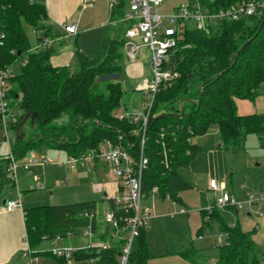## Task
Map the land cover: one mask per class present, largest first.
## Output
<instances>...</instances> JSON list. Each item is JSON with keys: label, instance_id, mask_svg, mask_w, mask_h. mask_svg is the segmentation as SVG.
Listing matches in <instances>:
<instances>
[{"label": "trees", "instance_id": "1", "mask_svg": "<svg viewBox=\"0 0 264 264\" xmlns=\"http://www.w3.org/2000/svg\"><path fill=\"white\" fill-rule=\"evenodd\" d=\"M117 1L108 23L114 29V37L106 36L94 56L76 49L73 66L55 67L50 63L52 48L32 47L23 29L26 24L47 36L44 5L33 0H0V65L17 68L9 91L11 106L21 114L18 122L9 127L15 132L21 129L10 148L17 158L40 146L77 157L105 140L116 143L121 135L128 153L138 159L141 121L118 119L113 114L121 105L123 89L119 81L111 78L124 73L120 60L127 28L118 27L125 21L124 2ZM200 1L216 11L240 0ZM168 66L177 76L159 85L150 109L145 110L143 156L147 163L141 172V191L144 198H149L156 186L160 199L168 195L170 201L181 203L179 193L192 188L181 170L189 168L201 151L199 145L191 142L192 138L215 126L224 148H240L249 133L256 134L264 147V113L238 115L234 101L254 100L264 87V13L219 23L208 33L187 26ZM64 115L68 122L56 123ZM22 121L29 122L30 132L22 130ZM108 202V208L117 211ZM95 211L94 201L25 209L28 248L39 256L43 253L36 249L45 240L67 234L77 236L88 225L96 231L95 217L85 215ZM209 217L219 222L225 235L214 264H264V253L255 252L250 232L238 224L227 225L220 210H213ZM126 233L110 237L106 248L88 246L76 250L73 261L118 264ZM108 234L104 228L103 236ZM148 257L142 226L132 241L127 264H147Z\"/></svg>", "mask_w": 264, "mask_h": 264}, {"label": "rangeland", "instance_id": "2", "mask_svg": "<svg viewBox=\"0 0 264 264\" xmlns=\"http://www.w3.org/2000/svg\"><path fill=\"white\" fill-rule=\"evenodd\" d=\"M123 2L122 9L124 13L128 0H123ZM187 2L188 0H163L162 4L158 6L157 12L168 14L173 10V6ZM126 25V22L121 21L118 27L124 28ZM108 28L106 36L114 37V29ZM23 29L30 45L35 47L38 41L37 37L42 32L36 31L37 34L35 35L32 32V28L26 24H23ZM124 59L125 54H123L120 60L123 69ZM136 59L143 67V76L150 79L151 68L148 50L140 48ZM16 69L15 66L14 72ZM111 80L119 81L123 89L121 105L113 114L128 115L127 118L129 119H132L135 115L144 114L146 108L141 102L146 100V91H141L142 93L134 91L133 87H130L126 83L123 74L121 76H114ZM102 84L100 83V86ZM234 101L238 115L264 113V91L254 100L235 98ZM138 111L140 114H138ZM67 122V115L62 116L56 121L58 124H66ZM21 127L24 132H30L31 130L30 125L23 123V121L21 122ZM1 135L3 138L6 135V138L0 142V156L5 157L9 152V144L14 140L15 134L12 130H8L5 133V130L1 127ZM194 138L193 142L201 147V151L190 163L189 168L182 171L186 179L192 184V188L180 192L182 197L180 199L184 205L182 202H160L156 197H152L149 200H144V197L142 198V206L150 205L152 201L151 215L145 225V238L149 252L147 264L215 263L218 258V246L224 242L225 235L220 230L219 222L216 219L211 220L209 215H207V210L212 206L216 197V192L214 193L208 187L210 179L215 180L217 183L224 182L229 194L236 201L242 203V207L237 210L231 207L220 210L223 221L227 225L238 224L242 230L250 232L255 243V252L258 255H262L264 253V232L261 227L264 224V218L257 214L254 206L245 203V200L252 191L264 189V147L260 145L256 134L249 133L240 148H224L220 140L219 130L215 126L209 128L205 134ZM49 149L51 148L40 146L39 148L32 149L30 152L33 153L35 160L45 157L48 161L47 169L49 170L51 167L54 172L62 171L63 168L64 171L65 169L67 170L68 165L63 163V160L66 159L64 150L52 149L56 154H59L53 156ZM83 164L86 168L91 169L90 173L93 172V165L91 163L86 164L84 162ZM98 164L100 166L105 165L102 162ZM78 165L77 163L76 167ZM49 173L52 175V171ZM61 179L62 177L60 179H55L54 177L53 180L54 182L56 180L59 181V185L64 187L63 184H66L67 181ZM45 190L49 194L50 190L53 189L52 186H49L45 187ZM103 202L102 200H98L96 203V220L99 226H102L104 223L106 204ZM180 207L186 209V213L183 215L177 212ZM170 214H175L173 219L169 218ZM194 219L196 222L200 221L199 225L194 226L192 224V220ZM257 224L260 226V229L256 228ZM64 238V242L71 246L76 241L90 240V238L83 235ZM55 241H51V248L60 247L65 244ZM39 257L40 262L44 264H90V260L88 259L72 260V262L67 263L58 262L50 255L44 256L41 254Z\"/></svg>", "mask_w": 264, "mask_h": 264}, {"label": "built area", "instance_id": "3", "mask_svg": "<svg viewBox=\"0 0 264 264\" xmlns=\"http://www.w3.org/2000/svg\"><path fill=\"white\" fill-rule=\"evenodd\" d=\"M86 1L83 0V2ZM162 2L163 0H128L127 8L123 13V20L128 25L124 32L125 41L123 50L125 58L128 61L136 60L140 48H146L149 52L151 78L146 80L142 87V90L146 91L144 106L147 111L150 109L154 94L158 90L159 85L177 76V73L168 66V62L171 53L175 50L182 36V32L187 26L190 25L196 30L208 33L219 23L238 21L244 17L262 15L264 13V0H240L235 4L217 9L216 11H212L211 7L203 4L200 0H188L187 3L175 6L168 14H160L157 12V8ZM117 3V0H111V8L117 5ZM64 30L66 33H75L76 23L64 25ZM32 32L36 34L34 29H32ZM59 40L57 37L40 36L35 48H53L59 43ZM14 73V66L0 65V124L6 133L10 126L18 122L19 117L18 111L11 106L9 99L11 77ZM114 116L118 119L128 117V115L124 114H115ZM131 120L134 122L141 121L142 124L139 135L140 153L138 159H135L128 153L121 143V135L118 136L116 143L105 140L97 147L88 149L77 157H68L71 169H74L76 161L98 160L108 164L110 171L115 176L117 191L114 196L108 197V201L114 204L117 211L109 208L105 211L104 225L109 231L108 236L111 238L119 237L123 231L127 232V240L118 256V264H127L132 241L138 235L139 228L146 225V221L151 215L150 207L141 205L143 198L141 172L147 163V159L143 156L147 113L135 115ZM7 158L8 164L5 166L4 172L8 177H14L19 168L24 171H30L36 163L32 152H28L23 159L17 158L11 152ZM42 162L46 163L48 161L43 157ZM37 187H41V185L37 183ZM208 187L216 192V197L212 206L207 210V215L213 210H222L226 207H231L235 210L242 207V203L236 201L229 194L224 182L217 183L215 180L210 179ZM157 193L158 188L154 186L151 196L157 195ZM164 199L170 201L168 195ZM245 203L254 206L257 214L264 218V189L249 193ZM19 206V199L14 198L6 202L5 209L11 211ZM178 212L184 214L186 213V209L180 207ZM85 215L89 218L93 216L96 218V211L91 213L85 212ZM170 216H173V214H170ZM256 228L260 229V226L257 224ZM261 229L264 232V224ZM93 233L91 226L88 225L79 235L92 238ZM68 236L72 237L73 235L67 234L66 237ZM63 238L61 236L55 237L57 240ZM107 245V243L95 245L92 242L88 244V246H100L102 248H106ZM76 250L78 249L63 246L53 248L51 252L56 257L70 263ZM24 256L27 259V264H33L34 260L37 259V256H34L33 251L29 248L25 250Z\"/></svg>", "mask_w": 264, "mask_h": 264}, {"label": "crops", "instance_id": "4", "mask_svg": "<svg viewBox=\"0 0 264 264\" xmlns=\"http://www.w3.org/2000/svg\"><path fill=\"white\" fill-rule=\"evenodd\" d=\"M33 1L40 3L45 7L47 18L44 23L48 26L46 29L47 36L51 38L57 37L60 39L59 43L52 48L50 63L53 66H73L76 62V49L88 56H94L98 52L104 39L106 38V30L109 29L107 26L111 12V0H87L86 2H83V0ZM174 7L175 6H173V8ZM72 23H76V32L66 33L64 25H70ZM43 34L44 33L42 32L40 36H43ZM71 40L73 41L72 43ZM142 70L143 67L137 59L134 61H128L126 58L124 59L123 76H125L126 83H128L130 87H133L132 89L134 91H143L141 88L143 87L145 81L148 80L143 76ZM263 91L264 87L261 92ZM144 101L145 100L141 102L143 106ZM23 123L29 122L23 121ZM12 132H14L16 138L17 133L19 134L21 129H19L18 132ZM3 139L5 138L1 135L0 124V142ZM194 139H191L192 143H194ZM14 140L9 144V152L7 155L5 157L0 156V264H27V259L24 256L25 250L28 248L24 220L25 209L42 205H62L87 201H94L97 203L98 200H102L104 201L103 203L106 204L107 210L109 205L108 197L114 196L117 191L116 179L110 171L108 164L98 160H87L82 162L77 161L74 164V169H71L69 163L67 162L69 155L66 154L65 151L66 159L63 160V163L68 165L67 170L65 169V171L64 168L62 171L59 170L57 172H54L52 167L50 170L47 169L48 162L43 163L40 158L36 159V163L30 171H24L19 168L14 177H8L4 172V169L8 164L7 156L11 153L10 148L14 143ZM52 149L54 148L49 150H51L50 152L53 156L59 155ZM25 156L19 159H23ZM84 162H86V164L91 163L93 165V167L91 166L93 171L92 173H90L91 169L84 166ZM100 162L105 165L100 166L98 164ZM77 163L79 164L78 167H76ZM187 169H182L181 174L183 175L182 171ZM50 171H52V175H50ZM54 177L55 179H60L62 177L61 180H66L67 183L63 184L64 187L60 186L59 181L56 180L57 182H54ZM183 177L186 179L184 175ZM37 183H39L41 187H37ZM49 186H52L53 190H50L48 194L45 187ZM152 197L158 198L160 202H172L165 199L162 200L158 197V195L144 198V200H149ZM179 197H181L180 193ZM14 198L19 199L20 206L11 211H7L5 209L6 202ZM151 205L152 201L150 205H146L150 207V211ZM174 216L175 214L173 216H169V218L173 219ZM199 222H196L195 219L192 220V224L194 226L199 225ZM104 228V223L102 226H99L97 222V229L94 231L90 240L76 241L71 246L70 244L64 242L65 238L61 240L53 238L56 241L52 239L45 240L36 250L43 253L44 256H46V254L49 256V253H52L51 249H53L51 248V241L65 243L60 247L68 246L74 249H83L88 247L90 242L95 245L103 243L108 244L110 237L107 235L105 237L103 236ZM39 256H37V259L34 260L33 264H44L40 262Z\"/></svg>", "mask_w": 264, "mask_h": 264}]
</instances>
